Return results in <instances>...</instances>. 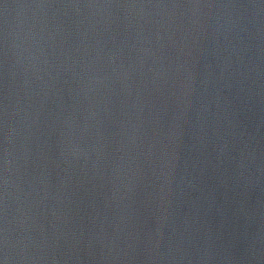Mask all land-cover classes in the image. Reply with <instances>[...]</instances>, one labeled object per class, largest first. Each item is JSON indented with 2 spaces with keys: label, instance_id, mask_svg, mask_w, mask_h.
<instances>
[{
  "label": "water",
  "instance_id": "95a60500",
  "mask_svg": "<svg viewBox=\"0 0 264 264\" xmlns=\"http://www.w3.org/2000/svg\"><path fill=\"white\" fill-rule=\"evenodd\" d=\"M264 264V0H0V260Z\"/></svg>",
  "mask_w": 264,
  "mask_h": 264
},
{
  "label": "clouds",
  "instance_id": "9594fccd",
  "mask_svg": "<svg viewBox=\"0 0 264 264\" xmlns=\"http://www.w3.org/2000/svg\"><path fill=\"white\" fill-rule=\"evenodd\" d=\"M2 261V264H7V256H5V258L3 260H0Z\"/></svg>",
  "mask_w": 264,
  "mask_h": 264
},
{
  "label": "snow or ice",
  "instance_id": "6c2138e0",
  "mask_svg": "<svg viewBox=\"0 0 264 264\" xmlns=\"http://www.w3.org/2000/svg\"><path fill=\"white\" fill-rule=\"evenodd\" d=\"M0 264H2V261H0Z\"/></svg>",
  "mask_w": 264,
  "mask_h": 264
}]
</instances>
